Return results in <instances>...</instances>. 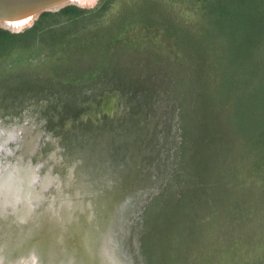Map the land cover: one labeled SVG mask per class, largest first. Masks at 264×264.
I'll use <instances>...</instances> for the list:
<instances>
[{
    "label": "rangeland",
    "instance_id": "374dc122",
    "mask_svg": "<svg viewBox=\"0 0 264 264\" xmlns=\"http://www.w3.org/2000/svg\"><path fill=\"white\" fill-rule=\"evenodd\" d=\"M181 12L158 0H109L100 15L0 61V126L18 132L1 160L21 157L42 176L56 177L38 212L59 186L67 194L91 186L102 207L110 201L107 217L117 203V231L111 239L105 234L110 264H178L192 237L215 234L224 224L214 214L212 181L194 143L204 135L206 108L198 103L193 66L174 46L176 27H188L192 18ZM73 36L83 41V66L69 73L46 67L67 42L68 51L77 49ZM28 140L37 143L32 152ZM180 198L183 210L172 217ZM11 216L0 215V233L27 229ZM246 256L241 250L237 261Z\"/></svg>",
    "mask_w": 264,
    "mask_h": 264
},
{
    "label": "trees",
    "instance_id": "16d2710c",
    "mask_svg": "<svg viewBox=\"0 0 264 264\" xmlns=\"http://www.w3.org/2000/svg\"><path fill=\"white\" fill-rule=\"evenodd\" d=\"M158 1L192 16L188 27H176L174 46L193 66L198 103L206 108L204 135L194 143L212 181L214 214L224 221L217 233L192 237L178 264H259L264 262V0ZM108 3L45 12L21 33L0 27V61L18 50L46 45L48 37L88 15H100ZM73 40L78 50L68 51L72 43L67 42L59 58L45 66L63 73L79 70L86 54L81 56L83 41ZM181 198L172 217L183 210ZM161 237L164 243L162 232ZM241 250L247 256L239 262Z\"/></svg>",
    "mask_w": 264,
    "mask_h": 264
},
{
    "label": "water",
    "instance_id": "95a60500",
    "mask_svg": "<svg viewBox=\"0 0 264 264\" xmlns=\"http://www.w3.org/2000/svg\"><path fill=\"white\" fill-rule=\"evenodd\" d=\"M87 2L82 0H0V27L12 33H21L33 27L45 12H58L68 6L92 9L97 5L98 0ZM19 161L24 162L23 158ZM0 163L4 166L8 165L2 160ZM36 168H38L39 178L35 184L42 197L35 203V222L31 219L26 222L17 220L14 213L16 209L12 206L0 213L6 216L9 212L16 223L29 224L27 229L11 231L9 228L0 233L2 247H0V264H31L24 260L33 261V264H110L111 261L104 253V246L108 245L105 234L111 239L112 234L117 231L119 224L114 218L117 213L115 212L117 203L110 208V211L115 209L110 213L111 217H107L105 213L110 201L104 210L105 208L102 207L104 205L100 203L101 193L92 189L91 186H83V189H76L70 194L64 193L59 186L58 192L49 201L48 206L38 212L45 191L55 182L56 177L48 172L52 175L53 181L48 187H42V182L48 173L42 176L39 173V166ZM69 179L68 176L66 185L70 187L72 180ZM48 207L49 209L61 208L70 215L69 225H66L63 230L64 236L61 235L60 238H57L54 233L50 238L43 235L42 214ZM11 211L13 214H10Z\"/></svg>",
    "mask_w": 264,
    "mask_h": 264
},
{
    "label": "bare ground",
    "instance_id": "6f19581e",
    "mask_svg": "<svg viewBox=\"0 0 264 264\" xmlns=\"http://www.w3.org/2000/svg\"><path fill=\"white\" fill-rule=\"evenodd\" d=\"M82 1L89 2L92 0ZM0 132H5V137L0 139L1 152L6 148L7 143L11 139L15 138L18 132L17 128L3 129L1 128V126ZM36 144L37 143H34V141L30 140L27 143V152L34 151ZM37 169L38 168H36V166H34L30 161H19L15 164L8 163V165L6 166L0 163V213L5 212L8 207L12 206L16 209L14 210V213L17 220L26 222L31 219L33 222H35V203L36 201L39 202L42 197L35 184V181H37V178H39L37 175ZM52 181L53 177L50 173H48V175L45 176L42 182V187H48L52 183ZM42 220L44 237L50 238L52 236V233H54L57 238H60L61 235L64 236L63 230L66 225H69L70 215L61 208L49 209L48 207L42 214ZM104 249V253L108 255L106 246H104ZM24 262L33 264V261L30 260H24Z\"/></svg>",
    "mask_w": 264,
    "mask_h": 264
}]
</instances>
